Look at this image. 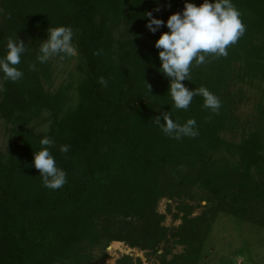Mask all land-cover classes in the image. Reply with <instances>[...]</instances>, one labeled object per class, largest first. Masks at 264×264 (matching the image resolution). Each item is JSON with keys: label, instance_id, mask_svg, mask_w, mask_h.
<instances>
[{"label": "trees", "instance_id": "1", "mask_svg": "<svg viewBox=\"0 0 264 264\" xmlns=\"http://www.w3.org/2000/svg\"><path fill=\"white\" fill-rule=\"evenodd\" d=\"M241 1L232 3L244 12ZM34 2L5 0L0 57L10 38L22 40V34L35 31L39 21L40 33L47 25L68 26L76 34L87 78L79 88V105L67 109L68 89L49 94L40 71L29 70V65L36 63L37 52L27 51L22 57L17 67L24 76L18 82L6 80L0 73V116L22 133L25 143L8 157L0 156V264L83 263L86 247L94 248L102 242L106 247L121 242L158 254L163 242L171 236L179 238L182 233L168 235V228L162 225L165 217L156 210L162 196L159 179L166 177L167 183L179 188L189 183L187 180L200 183L240 220L250 219L252 213H264V179L256 181L246 169L247 165H255L261 167L260 173L264 172L263 136L256 133L245 145L236 147L241 153L239 165L231 158H216L220 150L229 149L221 133L234 125L229 99L221 96L226 81V73L220 70L223 58L209 57L208 63L191 69V81L182 82L190 90L204 86L218 96L222 103L219 115L205 110L199 96L187 110L175 109L167 93L169 80L158 70L159 50L153 43L169 30L162 27L156 34L151 33L145 26V14L152 12L166 22L170 15L182 11L186 0H133L136 12L126 7L128 15L123 18L134 27L124 42L113 38L117 28L107 21L112 20L115 26L120 22V12L114 19L107 13L113 12L120 0H42L39 7ZM187 2L199 6L203 0ZM256 3L250 2L252 6ZM41 8L46 10L41 12ZM255 9L256 6L252 11ZM243 17L246 32L240 41L246 45L247 31L263 26L264 17ZM116 44L118 52L114 51ZM100 77L108 81L107 87L99 83ZM163 112H171L180 124L195 119L199 135L182 140L164 135L152 123ZM43 114L49 120L45 134L53 140L52 155L57 166L67 173V183L55 191L28 182L39 175L32 161L34 153L41 150L44 135L35 132L33 123ZM61 145H69V152L61 153ZM14 163L18 167L24 163L26 169L21 172ZM190 211L180 228L183 235L190 228L196 234L198 226L194 223L204 222L203 217L190 220ZM195 239L196 236L191 240ZM202 242L199 239L197 247L189 245L195 256L184 255L171 264H178L180 259L198 261ZM167 255L168 252L161 256L163 264H167ZM120 264H132V260L125 257Z\"/></svg>", "mask_w": 264, "mask_h": 264}, {"label": "rangeland", "instance_id": "2", "mask_svg": "<svg viewBox=\"0 0 264 264\" xmlns=\"http://www.w3.org/2000/svg\"><path fill=\"white\" fill-rule=\"evenodd\" d=\"M39 1L42 0L34 2L35 7H39ZM253 1L257 2L254 11L252 9L255 6L250 4ZM241 2L245 8L244 12H240L241 17H264V0H243ZM4 3L5 0H0V22L5 20ZM248 4L251 6H248ZM51 6L57 7L53 6V3ZM52 7V10H57V8ZM116 7L119 11H117ZM126 7L132 12H136L133 0H120L117 6L114 5L115 10L113 12L107 11L111 19L116 18L115 15L119 12L122 14V17L117 18L120 22L115 23L116 26L112 20H107L109 25L114 29L117 28V31L113 33V38L121 42L127 41L128 35H130L134 27L133 25L128 26L123 18L128 15ZM41 9V12L46 10V8ZM35 13L38 12L35 11ZM36 25L35 31L22 34V40L27 47V51L31 54L37 52L36 49L40 41L47 39L48 28L57 27L54 25H43L44 30L40 33L38 29L41 26V22L39 21ZM73 33V43L76 48L75 56L64 59L53 58L46 64H39L35 57L37 70L40 71L41 81L47 93L54 95L62 89H68L67 109H73L79 105V88L87 78L85 60L82 59L78 51L77 37L74 31ZM247 36L246 45H243L239 39L236 43L238 47L232 45L228 49L229 55L226 58L222 57L223 64H221L220 68L224 74L226 73V81L222 87L221 96L229 99L232 106L234 125L231 129H226L221 133V138L227 142L229 149L223 148L220 150L216 158L221 160L223 158H231V160L236 161V165L241 164V153L236 150V147L245 145L251 136L256 133L263 136L264 142V68H261L264 65V25L249 29ZM134 44L139 43L134 42ZM154 44L155 42L153 47ZM240 46L243 49H240ZM118 49L119 46L116 44L114 51L118 52ZM126 50L130 51L128 47ZM116 60L118 61V59ZM118 72L119 70L115 71L117 74ZM1 88L2 78L0 76V90ZM33 126L35 132L43 136L49 127L47 115L43 114L39 118L34 119ZM157 144H160V140H158ZM24 145L22 133L0 116V156L8 157L18 148L22 149ZM261 154L263 157L262 162L264 163V146ZM14 166L21 172L26 169L24 163H20L19 167L17 163H14ZM259 168L261 167L255 165L253 167L247 165L246 167L249 174L256 181L264 179V172L260 173ZM27 176L29 175L27 174ZM18 178L22 180V174ZM168 178L159 179L161 181L158 185L162 184V187H160V195L162 196L158 199L156 210L165 217L162 225L168 228V235H173L179 231L180 233L182 232L179 238L174 239L171 236L167 242H163L158 254L153 253L151 250L142 251L138 248H130L121 242H113L122 244L120 247H114L113 243L107 247L104 242L97 243L94 248L86 247L83 263L68 261L65 264H120L125 257L131 258L132 264H138V262L142 264H163L161 256L167 252L166 263L171 264L175 258L184 255L188 257L195 256V250L189 245L192 244L197 247L199 239L203 241V245L198 261L185 262L180 259L178 264H264V213H257V215L252 213L250 219L240 220L227 212L220 205L222 203L211 195L209 190L203 188L200 183L194 184L193 180H187L189 183H184L179 188L172 182L167 183ZM28 182L35 186L38 184L42 185L39 175L31 177ZM169 187L171 188L169 189ZM189 211L191 213L189 216L190 220L193 221L203 217L204 222L200 225L194 223V225L198 226L197 231H194L196 234L190 228L186 229L185 235H183V231L180 228L184 224V216ZM194 236H196V239L192 241L191 239ZM186 240L190 241L189 245L183 244Z\"/></svg>", "mask_w": 264, "mask_h": 264}, {"label": "clouds", "instance_id": "3", "mask_svg": "<svg viewBox=\"0 0 264 264\" xmlns=\"http://www.w3.org/2000/svg\"><path fill=\"white\" fill-rule=\"evenodd\" d=\"M145 16L148 18L145 26L151 33L156 34L162 27L169 30L159 36L154 47L159 50L161 66L158 70L169 80L167 93L173 107L187 110L193 99L199 96L203 98L202 107L205 110L219 115L222 103L218 96L204 86L190 90L182 82L191 81V69L205 65L209 57L226 58L229 47L245 34L246 26L232 0H203L199 6L186 0L182 11L170 15L166 22L155 18L152 12H147ZM47 33V39L40 41L37 47L36 61L39 64H46L53 58L64 59L76 55L74 33L70 27L48 28ZM26 52L23 40L17 37L8 40L6 52L0 57V73L6 80L15 83L23 78L24 72L17 66ZM29 70L36 71V63L30 64ZM99 83L108 86V81L103 77L99 78ZM149 89L151 91L150 86ZM152 123L171 139L182 140L199 135L195 119L180 124L174 121L171 112L156 116ZM40 145L41 150L34 153L32 165L39 171L43 187L59 190L67 183V173L57 166L51 152L53 140L47 134L44 133L40 139ZM59 151L68 153L69 145H61Z\"/></svg>", "mask_w": 264, "mask_h": 264}, {"label": "bare ground", "instance_id": "4", "mask_svg": "<svg viewBox=\"0 0 264 264\" xmlns=\"http://www.w3.org/2000/svg\"><path fill=\"white\" fill-rule=\"evenodd\" d=\"M113 246L114 247H120V246H122V244H120V243H113Z\"/></svg>", "mask_w": 264, "mask_h": 264}]
</instances>
